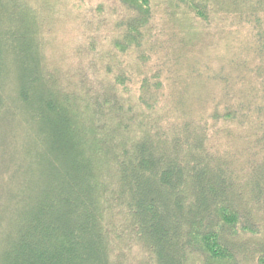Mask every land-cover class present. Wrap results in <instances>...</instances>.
Here are the masks:
<instances>
[{
    "label": "trees",
    "instance_id": "1",
    "mask_svg": "<svg viewBox=\"0 0 264 264\" xmlns=\"http://www.w3.org/2000/svg\"><path fill=\"white\" fill-rule=\"evenodd\" d=\"M106 16L65 79L36 56V27L0 22V126L27 128L0 264H264V0H120ZM243 30L251 96L192 97L212 64L189 42ZM18 39L35 59L7 83Z\"/></svg>",
    "mask_w": 264,
    "mask_h": 264
},
{
    "label": "rangeland",
    "instance_id": "2",
    "mask_svg": "<svg viewBox=\"0 0 264 264\" xmlns=\"http://www.w3.org/2000/svg\"><path fill=\"white\" fill-rule=\"evenodd\" d=\"M22 1L27 4L19 0H0V13L3 15V7L5 12L9 14L7 15L9 16L8 19L1 15L3 20L0 22L8 28V23L12 22L9 30H14L15 34L22 30L21 18H24L30 27H36L40 31L38 43L42 47L36 56L53 73L57 72L63 79L73 75L75 65L80 64L79 48L85 47L89 41L94 39L105 41L103 32L107 33L105 27L111 19L106 15L111 12L112 8L120 7V0ZM100 4H103L104 8L97 9ZM102 15L103 17H101ZM1 23L0 31L3 28ZM243 32L244 35L233 36L234 39L227 37L226 33L209 36L202 34L198 39L195 38L194 42H189L188 49L193 51L192 56L199 57L202 62H211L212 64L210 70L201 69L200 72L192 75V78L199 81L189 89L192 97L247 98L251 96V93H248L252 86L250 82L236 83L238 77L247 73L243 67L245 61L248 62L246 63L247 66L250 65L245 57L248 59L253 57L252 53L246 51V45L251 42L250 34L247 30H243ZM190 33L194 32L191 31ZM195 36L197 35L195 34ZM3 42L6 43L4 38ZM26 43L19 41L20 50H25L26 53L15 54L7 49L8 61L5 66L10 68L7 83L11 80L19 81L20 74L17 70L14 74V68H17V63L19 64L20 60H26L28 57L35 59V53L29 54L30 48L26 46ZM197 47L198 49H196ZM217 74L219 76H216ZM248 78L252 77L248 76ZM254 86L255 88L258 87ZM20 112L17 111V120ZM13 113L11 112V114ZM22 124V121L10 120L0 126V139L7 134L13 136L8 138V143L5 141L0 144V230L2 226L7 225L9 217H12L11 198L19 196L23 183V168L20 167L22 165L21 156L23 157L21 146L24 145L22 133H25L27 128ZM17 133L18 137H14V134ZM240 151L237 147H232L230 150L226 148L221 151L217 160L229 162L232 159L231 155H239ZM241 235L248 236V234ZM250 256H252L251 253ZM247 264H256V259L251 257Z\"/></svg>",
    "mask_w": 264,
    "mask_h": 264
}]
</instances>
